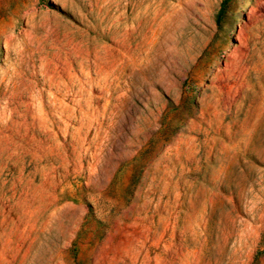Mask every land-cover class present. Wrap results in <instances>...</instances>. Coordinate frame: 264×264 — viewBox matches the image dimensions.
<instances>
[{
    "label": "rangeland",
    "instance_id": "rangeland-1",
    "mask_svg": "<svg viewBox=\"0 0 264 264\" xmlns=\"http://www.w3.org/2000/svg\"><path fill=\"white\" fill-rule=\"evenodd\" d=\"M224 1L0 0V264H264V0Z\"/></svg>",
    "mask_w": 264,
    "mask_h": 264
},
{
    "label": "trees",
    "instance_id": "trees-1",
    "mask_svg": "<svg viewBox=\"0 0 264 264\" xmlns=\"http://www.w3.org/2000/svg\"><path fill=\"white\" fill-rule=\"evenodd\" d=\"M226 1H227V0H226ZM226 1L223 2L222 9H223V7L225 6ZM221 13H222V10H221V12H220V16H221Z\"/></svg>",
    "mask_w": 264,
    "mask_h": 264
}]
</instances>
